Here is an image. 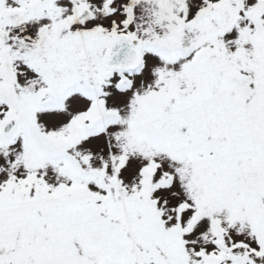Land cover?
I'll return each instance as SVG.
<instances>
[{
	"label": "snow or ice",
	"instance_id": "obj_1",
	"mask_svg": "<svg viewBox=\"0 0 264 264\" xmlns=\"http://www.w3.org/2000/svg\"><path fill=\"white\" fill-rule=\"evenodd\" d=\"M0 264H264V0H0Z\"/></svg>",
	"mask_w": 264,
	"mask_h": 264
}]
</instances>
